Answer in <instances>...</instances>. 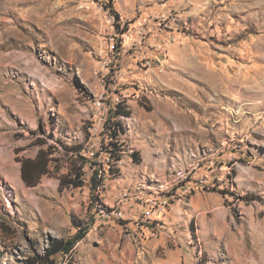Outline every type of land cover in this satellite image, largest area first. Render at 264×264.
Instances as JSON below:
<instances>
[{"label":"rangeland","instance_id":"1","mask_svg":"<svg viewBox=\"0 0 264 264\" xmlns=\"http://www.w3.org/2000/svg\"><path fill=\"white\" fill-rule=\"evenodd\" d=\"M77 225L59 264H264V0H0V264Z\"/></svg>","mask_w":264,"mask_h":264},{"label":"trees","instance_id":"2","mask_svg":"<svg viewBox=\"0 0 264 264\" xmlns=\"http://www.w3.org/2000/svg\"><path fill=\"white\" fill-rule=\"evenodd\" d=\"M119 116H129V111L123 102H118L109 110L107 129L109 132L110 145L105 147L103 152L108 153L112 162L116 163L121 159L123 152L120 145V136L124 133L122 123L117 119ZM117 141V142H116ZM77 161L82 163L80 174H76L75 178L64 177L62 183L71 185L74 188H79L84 185V169L88 166L92 170L91 191L95 192L100 188L105 181L106 171L102 163L91 161L89 158L80 156ZM50 154L47 151L40 150L35 159H26L22 162V177L25 183L29 186H36L42 176L49 173ZM96 200V199H95ZM88 228H82L77 225V232L69 238L53 239L43 253L29 256L24 260L23 264H59L58 257H72L75 247L88 234Z\"/></svg>","mask_w":264,"mask_h":264},{"label":"built area","instance_id":"3","mask_svg":"<svg viewBox=\"0 0 264 264\" xmlns=\"http://www.w3.org/2000/svg\"><path fill=\"white\" fill-rule=\"evenodd\" d=\"M97 106L104 108V104L101 100L97 102ZM107 111V110H106ZM99 218L103 220L113 219V218H121L122 214L118 211L117 208L111 211H107L105 209H102L99 211Z\"/></svg>","mask_w":264,"mask_h":264},{"label":"crops","instance_id":"4","mask_svg":"<svg viewBox=\"0 0 264 264\" xmlns=\"http://www.w3.org/2000/svg\"><path fill=\"white\" fill-rule=\"evenodd\" d=\"M130 204H132V202H131ZM130 204H129V205H130ZM139 209H140V207H139ZM134 211H137V210L135 209ZM138 211H141V210H138Z\"/></svg>","mask_w":264,"mask_h":264}]
</instances>
